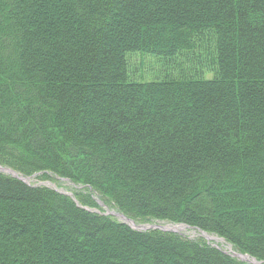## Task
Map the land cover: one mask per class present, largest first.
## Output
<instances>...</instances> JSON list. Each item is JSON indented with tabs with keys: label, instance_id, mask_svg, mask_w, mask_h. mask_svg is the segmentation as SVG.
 Listing matches in <instances>:
<instances>
[{
	"label": "trees",
	"instance_id": "trees-1",
	"mask_svg": "<svg viewBox=\"0 0 264 264\" xmlns=\"http://www.w3.org/2000/svg\"><path fill=\"white\" fill-rule=\"evenodd\" d=\"M0 165L264 260V0H0ZM177 236L0 171V264H246Z\"/></svg>",
	"mask_w": 264,
	"mask_h": 264
},
{
	"label": "rangeland",
	"instance_id": "rangeland-1",
	"mask_svg": "<svg viewBox=\"0 0 264 264\" xmlns=\"http://www.w3.org/2000/svg\"><path fill=\"white\" fill-rule=\"evenodd\" d=\"M176 55L175 63H182V56ZM162 55H152L148 53H134L128 56V67L129 82H150L152 79H159L161 75L159 74L158 67L161 64ZM207 81L214 78L213 75H207L205 77ZM0 171H6L12 173L14 176L21 178L23 181L34 186H47L50 189L63 193L71 197L78 207H82L87 211H90L94 214H99L103 216H111L114 220L125 222L137 230L148 231H160V232H170L175 233L178 236L184 239L189 240H205L213 246L221 249L224 253L230 255L231 257L238 259L241 263L245 262L246 264H264V260H259L257 257L251 256L249 254L243 253L235 249V247L230 244L224 237L217 235L215 233H210L205 230L193 227L185 223H174L170 221H155L154 219L148 220H137L128 217L121 211H119L114 203L102 196L96 191L90 189L89 187L76 184L69 178L54 177L48 178V176H42L40 173H33L31 175H20L12 171L9 168L3 167L0 165ZM53 176V175H52ZM77 195V196H76ZM82 195H93L96 203L99 204V207L88 205H83L80 202ZM244 256L245 258H242Z\"/></svg>",
	"mask_w": 264,
	"mask_h": 264
},
{
	"label": "water",
	"instance_id": "water-1",
	"mask_svg": "<svg viewBox=\"0 0 264 264\" xmlns=\"http://www.w3.org/2000/svg\"><path fill=\"white\" fill-rule=\"evenodd\" d=\"M242 258H245L244 256H242Z\"/></svg>",
	"mask_w": 264,
	"mask_h": 264
}]
</instances>
